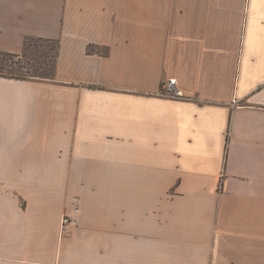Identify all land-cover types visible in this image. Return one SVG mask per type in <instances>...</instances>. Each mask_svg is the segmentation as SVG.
Here are the masks:
<instances>
[{"label":"crops","instance_id":"crops-1","mask_svg":"<svg viewBox=\"0 0 264 264\" xmlns=\"http://www.w3.org/2000/svg\"><path fill=\"white\" fill-rule=\"evenodd\" d=\"M27 38L60 55L0 78V264H264V0H0Z\"/></svg>","mask_w":264,"mask_h":264},{"label":"trees","instance_id":"trees-1","mask_svg":"<svg viewBox=\"0 0 264 264\" xmlns=\"http://www.w3.org/2000/svg\"><path fill=\"white\" fill-rule=\"evenodd\" d=\"M33 44L42 49L41 53L36 50L35 55L33 52L30 53ZM49 45H52L51 49L47 50ZM88 51L95 52L92 46L88 48ZM101 53L107 55L108 50L103 49ZM59 55L60 42L58 40L27 38L23 51L19 55L0 52V58L5 62V64L0 63V78L22 81L53 80Z\"/></svg>","mask_w":264,"mask_h":264},{"label":"built area","instance_id":"built-area-1","mask_svg":"<svg viewBox=\"0 0 264 264\" xmlns=\"http://www.w3.org/2000/svg\"><path fill=\"white\" fill-rule=\"evenodd\" d=\"M162 95L172 98V99H184L185 96L180 89L177 79L176 78H170L163 82L162 86ZM74 209H73V215H67L63 218L62 222V228L63 230H71L78 227V221H79V200H75Z\"/></svg>","mask_w":264,"mask_h":264},{"label":"rangeland","instance_id":"rangeland-1","mask_svg":"<svg viewBox=\"0 0 264 264\" xmlns=\"http://www.w3.org/2000/svg\"><path fill=\"white\" fill-rule=\"evenodd\" d=\"M51 46L52 45H49L48 47H47V50H50L51 49ZM35 50L36 51H38V53H41V51H42V49L40 48V47H38L36 44H33V46L30 48V53L31 52H33V55H35L36 54V52H35ZM38 56H40V55H38ZM31 57V56H30ZM33 60V59H32ZM0 63L2 64V63H4L5 64V62H3L2 61V58H0ZM75 200H79V204H80V199L79 198H74V202H73V209H74V205L76 206L77 204H75ZM79 204H78V206H79ZM79 208V207H78ZM79 211H80V208H79ZM74 213H73V210H72V212H70L69 214H65L64 216H63V218L65 217V216H67V215H73ZM79 217V216H78ZM63 218H62V221H61V229L63 230V226H62V222H63ZM78 224H79V221H78ZM79 226V225H78Z\"/></svg>","mask_w":264,"mask_h":264}]
</instances>
